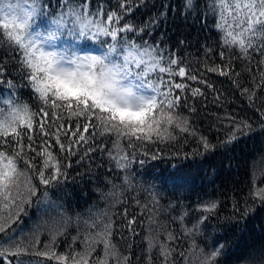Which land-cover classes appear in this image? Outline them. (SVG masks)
<instances>
[{"label": "snow or ice", "instance_id": "snow-or-ice-1", "mask_svg": "<svg viewBox=\"0 0 264 264\" xmlns=\"http://www.w3.org/2000/svg\"><path fill=\"white\" fill-rule=\"evenodd\" d=\"M131 10L128 0H117L115 9L105 8L102 0H0V48L5 51L0 58V264H42L34 257L57 264H155L157 260L180 264L177 256L189 264L191 252L198 247L193 242L177 253L169 242L178 237L169 231L160 240L159 233L153 235L149 228L144 237L147 254L134 262L131 246L121 251L112 243L119 227L137 235L135 214L129 219L127 207L114 214L121 217L119 224L106 213L102 220L85 222L89 231L73 237L68 251L62 253L55 249L57 236L65 234L63 218L34 224L28 236L18 230L28 208L36 205L38 212L47 211L43 206L51 203L49 188L66 180L72 157L81 162L99 153L117 171L122 185L131 187L133 163L160 159L159 146L176 141L178 134L195 135L179 109L195 113L189 96L205 97V90L220 101L222 93L208 74L232 79L252 104L257 92L264 90V0H202V8L200 0H185L186 15L196 13L204 23L211 16L220 34L216 49L208 48L209 63L196 70L171 49L145 40L148 27L133 26L125 19ZM89 41L101 51H82L81 43L87 46ZM236 60L245 65L243 72L236 70ZM10 62L19 79L8 71ZM242 76L247 85L241 83ZM22 88L29 90L31 106L20 96ZM257 111L264 131V106ZM228 119L232 126L222 147L254 130L246 119ZM199 140L206 151L215 147L204 136ZM109 183L113 191L108 195L126 205L127 200L118 198L117 185ZM250 196L264 208V188ZM132 199L137 207L149 210L139 199ZM216 208L217 203L211 202L204 211ZM253 211L246 204L243 215ZM148 219L154 222L151 216ZM206 219H198L185 235L199 232ZM43 226L51 240L41 250ZM97 228L99 232L93 233ZM78 241L82 251L73 247ZM96 242L103 244L102 257L96 253ZM223 249L219 241L210 252L199 249L200 264H217Z\"/></svg>", "mask_w": 264, "mask_h": 264}, {"label": "trees", "instance_id": "trees-1", "mask_svg": "<svg viewBox=\"0 0 264 264\" xmlns=\"http://www.w3.org/2000/svg\"><path fill=\"white\" fill-rule=\"evenodd\" d=\"M128 2L132 10L125 19L133 26L148 27L149 34L143 37L145 40L171 49L192 70L203 68L209 63V59H206L208 48L215 50L220 36L213 27L214 20L211 16L204 23L196 13L186 15L185 0ZM102 3L105 8L115 9L117 0H102ZM200 3L202 8V0ZM81 47L85 52L101 51L90 41L87 46H82L81 43ZM4 55V49L0 48V58ZM210 58L220 63L218 57ZM235 66L240 72L245 67L240 60L235 61ZM8 71L19 79L13 62L9 63ZM208 79L214 83L218 93H222L220 101L215 102V94L209 90H205V97L189 96V103L197 111L189 113L184 107L179 111L188 118L190 127L195 129V135L178 134L176 141L159 146L162 152L160 159H149L144 165L133 163L130 168L134 169L131 187L122 185L117 171L99 153L81 162H77V157H72V166L67 169L66 180L49 188L51 203L43 206L47 211L38 212L36 205L28 208V214L23 216L18 230H23L25 236H28L34 224H50L63 218L61 230L65 234L57 236L58 247L55 249L62 253L68 251L73 237L83 236L89 231L85 222L102 220L106 213L113 216L119 224L121 217L114 214L127 207L129 219L132 218L131 214H135L137 224L134 228L137 235L133 236L127 228L119 227L112 236V243L121 251L131 246L134 262L136 257L147 254L148 242L144 237L151 228L153 235L170 230L178 237L177 241L169 242L177 253L181 248L188 249L195 242L198 247L191 252L189 264H200L199 249L210 252L216 247L217 241L224 245L217 264H260V258L264 254V208L259 205L258 199L251 198L250 193L264 188V131L260 130V113L257 111L264 106V90L257 92V98L252 104L246 96L240 94L232 79L216 74H208ZM240 80L242 84H248L245 76ZM2 93L3 90H0V94ZM19 94L25 102L30 103L28 89L22 88ZM229 116L235 117L237 121L248 120L254 130L240 136L232 145L222 147L221 141L226 138L232 126ZM177 133L178 129L174 134ZM201 136L206 137L215 147L206 151L200 143ZM165 165H170L173 173L171 180L175 181H158L157 173ZM123 175L125 173H121ZM109 180L117 185L115 191L118 198L128 201L126 205L117 204L108 195L113 191ZM120 193L123 195H119ZM133 197L139 199L141 205H148L149 210L137 207ZM211 202L217 203V208L212 212L204 211V207ZM173 204L176 207L171 210ZM246 204L255 211L244 216ZM181 215L184 216L183 221L179 219ZM149 216L154 221L151 224ZM205 216L207 219L200 225L199 232L185 235V229H191L198 219ZM92 231L99 232V229ZM39 240L43 250V245L51 240L46 226L40 228ZM73 247L76 251L83 250V244L79 241ZM95 247L96 253L102 257L103 244L96 242ZM238 257L243 259L238 260ZM176 258L183 264L178 256ZM33 259L40 260L42 264H57L56 261L43 257ZM155 264H159V261H155Z\"/></svg>", "mask_w": 264, "mask_h": 264}, {"label": "bare ground", "instance_id": "bare-ground-1", "mask_svg": "<svg viewBox=\"0 0 264 264\" xmlns=\"http://www.w3.org/2000/svg\"><path fill=\"white\" fill-rule=\"evenodd\" d=\"M131 173H133L134 169H130ZM156 176V175H155ZM173 178V173L170 169V165H165L163 166L162 169H160L157 173V179L159 182H164V181H175L171 180ZM176 207L175 204L171 205V210ZM170 230L159 232V239L164 240L166 233L169 232ZM158 234V233H157Z\"/></svg>", "mask_w": 264, "mask_h": 264}]
</instances>
